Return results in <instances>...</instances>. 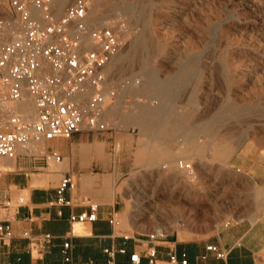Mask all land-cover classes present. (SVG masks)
<instances>
[{
    "label": "crops",
    "instance_id": "0c3cea01",
    "mask_svg": "<svg viewBox=\"0 0 264 264\" xmlns=\"http://www.w3.org/2000/svg\"><path fill=\"white\" fill-rule=\"evenodd\" d=\"M159 132L145 130L142 136H166ZM171 136L177 139L169 147L177 151L170 154L193 158L196 176L174 166L165 170L164 149L160 150L157 139L149 144L140 140L137 160H116L113 138L104 132H78L35 146L47 154L59 153L62 158L57 162L21 150L15 158L0 160V224L12 232L10 238L0 239V264H150V247L155 249L154 264H171L170 254L186 259V264H258L264 252V214L256 217L257 184L241 180L245 191L241 196L227 193L231 184L219 177L212 185L209 172H204L210 164L191 151L202 148L204 142L195 139L202 135L186 129ZM241 150L231 155L227 165L234 171L258 174L259 154L248 169L242 165ZM134 170L137 178L130 175ZM66 174L73 180V186L62 193L66 202L50 203L56 200ZM137 183L149 190L150 198L131 193ZM212 186L217 190L213 194ZM144 200L150 203L141 207ZM91 203L97 204L95 219L72 224L70 215L89 213ZM24 231L53 237L44 247L30 251ZM66 240L71 247L64 254ZM209 245L225 255L216 256L207 249ZM133 253L139 255L138 263L131 261Z\"/></svg>",
    "mask_w": 264,
    "mask_h": 264
},
{
    "label": "rangeland",
    "instance_id": "374dc122",
    "mask_svg": "<svg viewBox=\"0 0 264 264\" xmlns=\"http://www.w3.org/2000/svg\"><path fill=\"white\" fill-rule=\"evenodd\" d=\"M72 1L56 15H61ZM111 1L118 4L117 8L102 5L101 10L107 17L96 24L109 19L117 21L121 51L134 37H148L145 54L151 75L148 89L141 92L145 71L134 67L114 75L108 70L110 84L116 90V98L110 105L118 95L123 96L120 110L131 116L129 119L105 115L108 129L103 132L113 138L116 160H137L140 140L149 144L157 139L160 150L172 156L170 153L177 149L169 147L170 141L177 138L171 134L177 130H193L202 135L195 139L204 144L200 150L191 151L210 164L211 168L204 172H209L211 184L219 177L231 184L230 188L227 186V193L241 196L245 191L239 182L251 180L258 188L256 217L264 214V0ZM89 3L91 7L90 0ZM126 6L130 10L123 8ZM14 16L9 0H0V18ZM141 103L148 112L159 114V119L147 130H157L166 136H142L144 131L137 125ZM162 122L167 125L164 131L159 129ZM240 149L243 150L239 154L244 158L242 165L248 169L251 159L259 154L262 164L258 174L234 171L227 165L231 155ZM176 158L184 157L177 155ZM185 160L192 162L189 175L196 176L195 160ZM165 161L163 158L162 167ZM171 165L176 167L175 163ZM171 165L163 168L169 169ZM130 175L137 178L138 170ZM134 188L136 192L131 193L137 198L151 197L144 186L137 183ZM216 191L212 186L211 194ZM163 193L167 194V190ZM149 203L144 200L141 207ZM258 264H264V252Z\"/></svg>",
    "mask_w": 264,
    "mask_h": 264
},
{
    "label": "built area",
    "instance_id": "2783aa9c",
    "mask_svg": "<svg viewBox=\"0 0 264 264\" xmlns=\"http://www.w3.org/2000/svg\"><path fill=\"white\" fill-rule=\"evenodd\" d=\"M9 3L15 16L0 18V157L12 159L19 150L35 151L57 162L62 158L59 153L47 154L35 146L46 139L108 129L105 110L116 98L108 65L121 48L119 26L114 19L92 23L88 17L89 0H73L61 15L54 12V0ZM27 98L36 109L31 119L2 110L6 101ZM177 166L188 173L192 170V162L185 159L178 160ZM72 186V177L64 175L57 187L58 196L50 203L66 202L62 193ZM90 206L89 213L70 215V222L94 220L97 204ZM22 234L29 240L30 251L44 247L53 237L50 233ZM11 236L9 226L0 224V239ZM70 247V241H64L62 252L67 254ZM207 249L218 257L225 255L214 245ZM148 256L149 263L154 264L153 247ZM130 259L138 263L139 255L133 253ZM169 262L186 264L187 260L170 254Z\"/></svg>",
    "mask_w": 264,
    "mask_h": 264
},
{
    "label": "bare ground",
    "instance_id": "6f19581e",
    "mask_svg": "<svg viewBox=\"0 0 264 264\" xmlns=\"http://www.w3.org/2000/svg\"><path fill=\"white\" fill-rule=\"evenodd\" d=\"M68 1L69 0H54V12H55V14L61 13V11L63 10V7L66 5V3ZM90 2H91V7H90V10H89V19H90V21L92 23L101 22V21H103L104 18L107 17V14L104 13L101 10L102 5H106L108 7H112L113 6V7H116V8H117V5H118L116 3H113L111 0H90ZM123 8H125L127 11L130 10V8L128 6L123 7ZM145 37L141 36V35L134 37V39L131 41V43H129L128 47L125 48L124 51L120 50L118 52V54L112 59V61L108 65V70L110 72L114 73V75H115V73L118 74L120 72L122 73V72L127 71V70H132V69H134V67H138L139 71H145L146 72V78H145V81L142 83V86H141V89H140L141 92H145L148 89L149 84H150L149 80L151 79L150 78L151 75L149 74V71H148V68H147V59H146V54H145L146 53V49H147V38L148 37L147 38H145ZM118 77H119V75H118ZM122 100H123V96L118 95L116 101L114 102V104H112V105H110V106H108L106 108L105 115H107V116H109V115H113V116L118 115V116H120V118L121 117L122 118H127L128 116H126L123 113L124 111L122 112V110H120V106L119 105L122 103ZM232 107H234V106H232ZM234 108H236V107H234ZM2 110H4V111H10L11 110L13 112L21 113L27 119L33 118L35 116V113H36V109H35V106H34L33 102L30 99H28V98L26 100L20 101V102L6 101V102H4L2 104ZM140 113L141 114H139V117L137 116L138 117L137 118V125H138V127H139V129L141 131L147 130L148 127L154 122V120L159 119L158 118L159 114H152V113L148 112V109L144 105V103L140 104ZM128 118L131 119V116H129ZM159 129L161 131L166 130L167 129L166 123L162 122V124L160 125ZM22 153H24V152H22ZM163 153L165 155L164 158L166 159L165 165H163L164 168L167 166V164L171 165L173 163H175L176 164V168H178V166H177L178 160L185 159V158H176V156L172 157V156H170L169 154H167L165 152H163ZM143 156H144V154H143ZM178 169H180V168H178ZM181 171H184V170L181 169ZM189 174L190 173H188V175Z\"/></svg>",
    "mask_w": 264,
    "mask_h": 264
}]
</instances>
